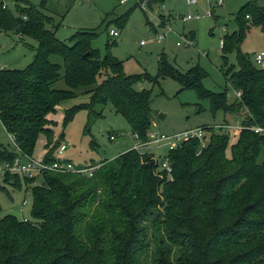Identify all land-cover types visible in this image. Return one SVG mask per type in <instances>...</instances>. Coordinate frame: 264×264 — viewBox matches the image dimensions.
I'll list each match as a JSON object with an SVG mask.
<instances>
[{
    "label": "trees",
    "instance_id": "trees-1",
    "mask_svg": "<svg viewBox=\"0 0 264 264\" xmlns=\"http://www.w3.org/2000/svg\"><path fill=\"white\" fill-rule=\"evenodd\" d=\"M12 2L14 12L0 2V33L31 38L37 47L25 69H0V123L18 150L0 145V164L12 166L19 155L32 158L39 134L46 136L49 147L48 115L75 99L81 89L89 101L66 110L65 122L80 109L98 117L94 109L108 100L139 141L147 140L152 112L149 91L133 87L157 83L159 77H170L180 91L192 89L208 99L213 112L242 111V121L230 158L225 155L224 129L213 132L203 149L197 140H188L168 152L172 180L150 156L135 150L112 163L90 165L97 166L91 177L56 172L23 177L32 185V220L9 215L0 219V264H238L242 256L230 262L232 252L248 246L258 253L244 261L264 264V248L258 246L264 244V134L250 130L264 128V67L257 68L240 51L253 28H259L264 39V7L258 0L239 9L237 30L223 36L224 58L235 52L239 64L238 71L230 67L223 73L241 94L233 104H228L225 92L204 89L207 74L200 66L182 74L161 58L155 79L127 76L121 62L109 56L101 59L92 49L93 31L59 42L53 18L44 8L28 0ZM147 2L152 5L153 0ZM102 72L108 76L98 82ZM60 80L66 89L53 88ZM50 153L42 161L52 162ZM37 178L41 186L35 185ZM20 180L19 174L5 172V182L19 187Z\"/></svg>",
    "mask_w": 264,
    "mask_h": 264
},
{
    "label": "rangeland",
    "instance_id": "rangeland-1",
    "mask_svg": "<svg viewBox=\"0 0 264 264\" xmlns=\"http://www.w3.org/2000/svg\"><path fill=\"white\" fill-rule=\"evenodd\" d=\"M28 1L34 6L44 8L48 15L52 16L53 26L56 27L53 31L59 42L68 43V40L80 31H93L95 36L91 40L92 49L98 51L101 59L109 56L121 62L123 73L127 76L146 74L155 79L161 58L182 74L200 66L207 74L202 81L204 89L216 94L225 92L228 104L237 100L236 92L223 75L230 67L234 71L239 70L237 55L231 52L224 58L219 40L237 30L235 15L250 0H223L222 6L210 7V15H207L209 2L205 0H197L195 5H188L186 0H153L152 5H148L147 0H128L123 4L120 0ZM209 1L215 3L217 0ZM0 2L8 11L14 12L12 0ZM258 5L264 7V0H258ZM125 14L126 18L121 19ZM195 14L200 18L183 23V17ZM159 16L164 18L162 26L159 24ZM223 27L226 28L224 33L220 30ZM109 30H115L119 36L110 37ZM158 35L165 37L158 40ZM186 39L192 40L193 44L186 45ZM177 43H180V46H177ZM36 47V41L31 38L0 33V69H25L32 62ZM240 51L251 59L255 53L264 52V39L259 28L251 30ZM53 61L61 63L59 58H54ZM106 76L108 73L102 72L98 82ZM53 88L64 90L66 86L63 80H60ZM133 88L136 91H149L152 112L150 130L159 135L172 136L198 128H214L206 131V140L209 142L213 132L218 134V126L229 125V129L221 131L228 136L225 155L230 158L231 146L237 140V130L241 128L242 111L213 112L208 99L200 98L192 89L180 91V85L170 77H159L154 84L141 82ZM85 91L78 90L75 99L61 103L54 113L48 115L49 123L46 128L52 132V141L46 148L47 138L44 134H39L32 155L35 161H42L50 152V156L54 158L58 147L64 144L66 151L60 159L69 161L76 167H88L101 161L112 163L113 159L133 150L134 146L141 142L134 137L127 122L115 113L108 100L104 107L94 109L95 113H100L98 117L86 109H80L65 122L66 110L88 103L89 95ZM0 145L11 152H18L1 123ZM143 150L144 154L150 156L151 161L153 157L158 164L163 160L162 156L167 154V148L164 146L160 149L153 147ZM146 161L145 157L141 159L144 164ZM0 168V186L5 188V191L0 190V219L9 215L18 221L32 220V185L27 186L21 174L19 187L5 182L6 164H0ZM41 184V178H37L35 185ZM258 244L262 246L261 249L264 248L263 243ZM257 253L254 247L248 246L246 249L233 251L229 260L231 262L235 256H242L237 260L238 264H247L244 260L252 259Z\"/></svg>",
    "mask_w": 264,
    "mask_h": 264
},
{
    "label": "built area",
    "instance_id": "built-area-1",
    "mask_svg": "<svg viewBox=\"0 0 264 264\" xmlns=\"http://www.w3.org/2000/svg\"><path fill=\"white\" fill-rule=\"evenodd\" d=\"M128 0H120V3L123 4L127 2ZM209 2V11H207V15H210V7L213 5L215 7H220L224 4L223 0H217L215 3L210 2L209 0H205ZM188 5H195L197 4V0H186ZM3 8L5 6L3 5ZM199 15H187L182 18L183 23L190 21L192 19H199ZM222 33L225 32L226 28L220 29ZM109 36L113 38H117L119 36L118 32L115 30H109ZM165 35L161 36L158 35L156 38L158 40L163 39ZM143 43H141L142 45ZM192 40L186 39V45L190 46L192 45ZM177 46H180V43L176 44ZM219 46L220 48L223 46V37L219 40ZM253 64L257 68H263L264 67V52H257L253 55L252 58ZM237 100L241 98L240 92H236ZM217 129H229L228 125H221L218 126ZM253 132L256 134H264V128L253 126L250 128ZM206 129L198 128L195 130L186 131L183 133L175 134L172 136H164L159 135L156 132H153L150 130L147 134V140L145 141H139L140 143L137 146H134L133 150L139 152L140 154H144L145 150L143 149H152L155 147L156 149H160L161 146H164L167 148V154L170 151H173L179 147L183 142L188 140H197L200 143V147L203 149L207 146L208 142L206 140ZM134 137L138 139L137 135L134 134ZM113 139V137H111ZM13 141V140H12ZM66 151V145H61L59 149L56 152V155L54 157V160L52 162H44V161H35L33 158L27 157V156H21L19 155L13 162L12 166L6 165V171L12 172V173H18L21 174L25 178H33L38 175H41L44 172H56L60 174H75V175H81V176H88L91 177L94 173V171L97 169V166H88V167H76L71 162L60 159L61 156H63L64 152ZM167 154L163 155L161 159H163L160 164H158L157 160L152 157V161L157 163L159 165L158 169L160 172L165 173L170 180L172 168L171 164L169 162V159L167 158ZM24 162L25 164H22ZM0 172H2V169L0 168ZM161 176V175H160ZM26 202L24 201L23 204ZM23 221H26L24 219Z\"/></svg>",
    "mask_w": 264,
    "mask_h": 264
},
{
    "label": "crops",
    "instance_id": "crops-1",
    "mask_svg": "<svg viewBox=\"0 0 264 264\" xmlns=\"http://www.w3.org/2000/svg\"><path fill=\"white\" fill-rule=\"evenodd\" d=\"M161 17H162V16H159V19H160V20H161ZM163 19H164V18H163ZM52 24H53V22H52ZM159 24L161 25V24H163V23L160 22ZM161 26H162V25H161ZM228 126H229V125H228ZM11 139H12V138H11Z\"/></svg>",
    "mask_w": 264,
    "mask_h": 264
}]
</instances>
